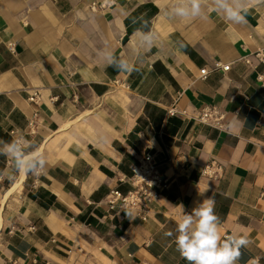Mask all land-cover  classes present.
<instances>
[{
    "label": "crops",
    "instance_id": "0c3cea01",
    "mask_svg": "<svg viewBox=\"0 0 264 264\" xmlns=\"http://www.w3.org/2000/svg\"><path fill=\"white\" fill-rule=\"evenodd\" d=\"M177 2L0 0V147L17 140L46 161L24 174L0 154V264H187L175 229L209 197L221 235L249 241L237 264H264V64L252 57L264 48V0H243V23L212 0L182 18ZM217 61L230 70L213 71ZM207 106L224 128L196 120ZM146 153L171 184L143 220L107 203L132 189ZM214 162L219 179L203 174Z\"/></svg>",
    "mask_w": 264,
    "mask_h": 264
},
{
    "label": "clouds",
    "instance_id": "9594fccd",
    "mask_svg": "<svg viewBox=\"0 0 264 264\" xmlns=\"http://www.w3.org/2000/svg\"><path fill=\"white\" fill-rule=\"evenodd\" d=\"M214 10L221 13L225 19L235 23H243L247 8L243 0H212ZM203 0H178L172 14L182 18H195L201 15ZM145 44L151 45V33H143ZM108 63L120 71L131 72L134 69L127 60L117 59L113 53L107 57ZM27 141V140H26ZM0 154L14 160V169L17 172L38 174L45 166L43 156H29L24 146L17 140L4 143L0 147ZM9 180L13 177L9 176ZM214 201L209 197L185 212L175 229V246L180 256L187 264H237L241 255L240 249L249 241L246 237L232 234L222 236L220 220L214 212ZM183 208V206L181 205ZM173 236V232L165 233Z\"/></svg>",
    "mask_w": 264,
    "mask_h": 264
},
{
    "label": "built area",
    "instance_id": "2783aa9c",
    "mask_svg": "<svg viewBox=\"0 0 264 264\" xmlns=\"http://www.w3.org/2000/svg\"><path fill=\"white\" fill-rule=\"evenodd\" d=\"M252 57L258 59L264 64V48L256 51L252 54ZM245 61L250 64L251 59L245 58ZM231 64L224 65L220 61L215 63V70L229 71ZM208 68H204L200 71V78L205 80L210 74ZM121 87V85H119ZM125 88V87H121ZM31 103H38L39 90L35 89L28 97ZM170 115H184L188 116L187 111L178 110L176 106H172L168 109ZM37 113H35L30 120L29 127L30 132L35 133L37 126ZM196 120L212 125L216 128L225 127V116L222 111L216 106L205 107L199 117ZM203 174L206 176L219 179L223 175V166L214 163H210L203 169ZM132 189L127 193H123L118 189H114L108 195V206L111 210L118 211H133L143 220H146L151 210V206L159 198L160 193L169 188L171 181L165 177L156 162L153 154L146 153L140 163L134 169V175L130 179Z\"/></svg>",
    "mask_w": 264,
    "mask_h": 264
}]
</instances>
